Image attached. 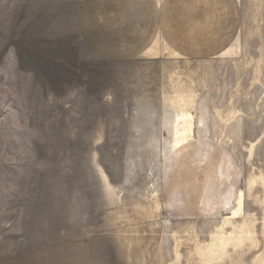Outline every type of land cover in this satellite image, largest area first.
<instances>
[{"label": "rangeland", "instance_id": "374dc122", "mask_svg": "<svg viewBox=\"0 0 264 264\" xmlns=\"http://www.w3.org/2000/svg\"><path fill=\"white\" fill-rule=\"evenodd\" d=\"M239 1L235 52L112 62L78 0H0V264H264V0Z\"/></svg>", "mask_w": 264, "mask_h": 264}, {"label": "crops", "instance_id": "0c3cea01", "mask_svg": "<svg viewBox=\"0 0 264 264\" xmlns=\"http://www.w3.org/2000/svg\"><path fill=\"white\" fill-rule=\"evenodd\" d=\"M77 26L100 59L130 61L163 43L174 55L210 59L237 41L239 0H82Z\"/></svg>", "mask_w": 264, "mask_h": 264}, {"label": "bare ground", "instance_id": "6f19581e", "mask_svg": "<svg viewBox=\"0 0 264 264\" xmlns=\"http://www.w3.org/2000/svg\"><path fill=\"white\" fill-rule=\"evenodd\" d=\"M237 49H238V42L236 41L231 45V47L228 50L235 52V51H237ZM189 97L193 101L192 93H189ZM178 118H179V120L180 119L185 120L187 122V125L183 129V131L178 130V134L176 136L175 143L171 145V150H173V151H178V150L182 149L188 143V139L191 136V134L193 133V128H194V124H193L194 117L191 113L183 112L182 115ZM204 122H205V119L202 118L201 123H204ZM262 178L263 177H260L261 180H262ZM262 181L264 184V179ZM252 182L254 183L255 180ZM242 211H243V199H242V196H240V199L238 201V208L232 212V217H228L224 220V223L229 224V225H234V223L232 222V219L235 216L241 214ZM250 228H251V224L244 221L242 223L241 227L238 228L237 231H234V232L232 231L227 235L224 234L225 232H223V235H221V233H220L221 236L214 237L212 239L211 244H209L206 247V250L203 252L204 258L206 260H210L212 258H215V257L225 253L227 250V246L232 244V243L240 245L245 240H248V239L254 241V238L252 237L251 232H250V230H251ZM76 262L78 263V261H76ZM74 263H75V261H74Z\"/></svg>", "mask_w": 264, "mask_h": 264}, {"label": "built area", "instance_id": "2783aa9c", "mask_svg": "<svg viewBox=\"0 0 264 264\" xmlns=\"http://www.w3.org/2000/svg\"><path fill=\"white\" fill-rule=\"evenodd\" d=\"M82 0H78V2H81Z\"/></svg>", "mask_w": 264, "mask_h": 264}]
</instances>
